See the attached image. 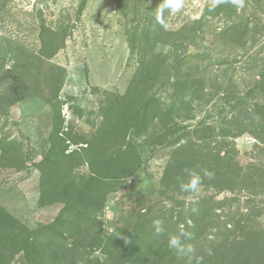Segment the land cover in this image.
Returning <instances> with one entry per match:
<instances>
[{"label": "trees", "instance_id": "obj_1", "mask_svg": "<svg viewBox=\"0 0 264 264\" xmlns=\"http://www.w3.org/2000/svg\"><path fill=\"white\" fill-rule=\"evenodd\" d=\"M113 1L117 11L130 22L128 46L136 69L123 95L105 94L99 105L100 123L88 136L64 127L61 109L65 102L59 95L64 71L49 64L65 48L87 0L80 1L73 20L61 14L55 26L33 6L30 16L37 50L32 53L16 46L14 50L10 48L14 66L0 75V109L10 108L29 96L26 78L39 66L44 75L32 76L38 84L44 77L40 82L44 90L37 97L52 108V123L43 151L24 150L17 140L0 137V167L36 171L38 207L60 208L52 220L34 227L0 208V264H189L187 257L178 256L167 246L169 235L179 234L181 226L191 234L185 242L195 247V256L203 257L202 264H251L257 253V235L262 234L258 232L260 228L255 232L257 226L251 223V214L232 213L236 198L193 196L181 191L179 185L188 179L186 170L202 177L207 170L214 175L203 178L200 188L218 193L264 194V163L244 168L237 160L234 145L247 133L255 140L260 157L264 154V123L223 127L216 133L217 128L210 126L189 130L179 121L192 103L205 96L202 80L182 74L183 67L202 59L200 54H188V48H198L214 19L228 24L220 36L232 37L242 50L254 47L264 33L259 18L264 0H241L240 4L224 1L212 11L209 5L199 20L174 31H167L156 21L161 0ZM11 2L0 0V22ZM169 15L166 10L165 21ZM157 46L168 47L169 54L159 57L155 54ZM165 77L170 86L168 102L152 93ZM257 77V87L264 95V59ZM134 139H142L152 154L158 148L171 149L160 193L155 194V200L145 195L129 198L133 220L122 227L118 222L106 233L102 216L108 196L119 192L143 169ZM84 166L88 175L76 178L74 171ZM161 197L176 205L157 208ZM156 219L162 221L165 230L159 236L153 227ZM209 236L213 239L202 247ZM258 264H264V260Z\"/></svg>", "mask_w": 264, "mask_h": 264}, {"label": "rangeland", "instance_id": "obj_2", "mask_svg": "<svg viewBox=\"0 0 264 264\" xmlns=\"http://www.w3.org/2000/svg\"><path fill=\"white\" fill-rule=\"evenodd\" d=\"M80 1L12 0L4 20L0 22V75L12 70L14 66L10 48L14 50L16 46L32 53L38 48L30 16L33 6H37L48 23L55 26L61 14L73 20ZM224 1L233 0H222ZM211 4L212 0H184L183 8L169 15L165 29L174 31L184 24L199 20L204 9ZM259 18L260 23L264 24V6ZM74 26L65 48L49 64L64 71L59 93L61 100L65 102L61 109L64 127H71L76 134L88 136L93 131V126L100 123V101L105 94L125 93L135 72L136 62L129 53L127 34L130 22L117 11L113 0H87L80 21L74 23ZM227 26L223 19L212 20L208 34L198 48L189 47L187 50L188 54H200L202 59L183 67L182 74L195 81L202 80L205 96L187 108L184 118L179 121L181 127L192 130L199 125L210 126L217 128L215 132L218 133L223 127L234 129L237 125L257 126L264 123V95L256 84L257 73L262 68L264 59V33L254 47L243 51L232 37L219 35ZM169 52L166 46L155 48V54L159 57L167 56ZM168 63L169 61L166 62L167 66ZM35 73L44 75L39 66L33 68L32 75ZM30 75L26 78L29 96L10 108L2 106L0 109V137L17 140L24 150L33 148L43 151L51 130L52 108L45 100L37 97L38 92L44 90L40 85L44 77L39 79L38 84L37 79ZM160 82L152 93L168 102L169 83L166 82V77ZM134 142L143 162V169L125 182L119 192L108 196L102 216L106 233L118 222L122 227L133 220L134 208L129 198L145 195L155 200V194L160 193V181L171 149L158 148L152 154V149L142 139H134ZM255 144V140L247 133L234 141L237 160L244 168L264 163V154L258 157ZM38 159L39 157L36 160ZM86 175V166L74 171L76 178ZM38 183L39 174L34 170L16 171L0 167V208L29 227L52 220L60 207H38ZM196 196L236 198L238 202L233 204L232 213L237 211V214H251V223L257 226L255 232L260 228L261 231L258 232L262 233L257 235L259 241L254 247L257 253L252 256L251 264L264 260V194L242 191L218 193L200 188ZM177 200L181 201V198ZM158 202L160 204L157 208L176 205L162 197ZM207 239L202 247H207L213 236Z\"/></svg>", "mask_w": 264, "mask_h": 264}, {"label": "clouds", "instance_id": "obj_3", "mask_svg": "<svg viewBox=\"0 0 264 264\" xmlns=\"http://www.w3.org/2000/svg\"><path fill=\"white\" fill-rule=\"evenodd\" d=\"M222 0H212V4L209 7V11L215 9L218 3ZM233 3L240 4L241 0H233ZM184 6V0H161L159 3L156 13V21L162 27H167L166 21L164 19V12L167 10L169 14L176 13L180 11ZM188 179L186 181L180 182V190L183 192L191 193L193 196L198 195L200 191V186L202 184L203 178L211 179L214 173L207 170L203 171V177L196 173L195 171L186 170ZM153 227L155 234L157 236L164 233V227L161 220H153ZM187 239H191V234L183 230L181 226V231L176 235H169L167 240V246L170 250H174L178 256L187 257L189 264H192L193 260L195 264H202L203 257L195 256V247L191 243H186ZM208 254L211 255V249L208 250Z\"/></svg>", "mask_w": 264, "mask_h": 264}]
</instances>
